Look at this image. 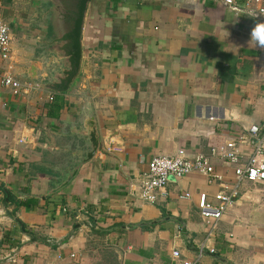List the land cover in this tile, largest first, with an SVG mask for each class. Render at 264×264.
<instances>
[{
    "label": "crops",
    "instance_id": "0c3cea01",
    "mask_svg": "<svg viewBox=\"0 0 264 264\" xmlns=\"http://www.w3.org/2000/svg\"><path fill=\"white\" fill-rule=\"evenodd\" d=\"M238 9L215 0H90L81 68L68 91L34 83L16 96L0 76V264H99L107 249L114 264H264V183H242L218 221L200 213L201 192L214 202L235 179V166L218 156L211 160L224 183L193 173L171 180L155 204L129 193L157 156H211L252 124L264 127V52L247 46L253 21L241 0ZM43 13L39 0H0L13 73L36 65L37 83L47 85L66 61ZM93 118L101 136L95 159L49 194L65 165L82 157L72 153L84 151ZM250 147L239 144L238 165Z\"/></svg>",
    "mask_w": 264,
    "mask_h": 264
},
{
    "label": "built area",
    "instance_id": "2783aa9c",
    "mask_svg": "<svg viewBox=\"0 0 264 264\" xmlns=\"http://www.w3.org/2000/svg\"><path fill=\"white\" fill-rule=\"evenodd\" d=\"M231 9H238V0H215ZM244 9L250 13L264 15V0H241ZM13 52L11 28L0 21V76L1 83L14 95L29 94L36 90L34 83L25 82L13 73ZM239 141H229L212 149L211 156L197 153L189 155L186 150L180 149L174 155L157 156L149 161L148 172L139 185L130 189V195L144 203L155 204L159 194L163 192L171 180H179L183 177L197 173L208 179L213 184L223 182L224 177L215 171L211 158L218 156L226 165H234L235 179L232 185L222 184L214 196V202L210 201L206 192H201L198 199V207L201 215L208 221L220 220L223 215L234 206L240 194L241 184L244 182L264 183V127L252 124ZM248 138V140H247ZM27 137L21 136L20 143L27 142ZM251 143V150L247 163L238 165L241 159L240 143ZM190 198V193L183 196ZM175 258H180L181 253L175 251ZM181 264H204L201 260H185Z\"/></svg>",
    "mask_w": 264,
    "mask_h": 264
},
{
    "label": "water",
    "instance_id": "95a60500",
    "mask_svg": "<svg viewBox=\"0 0 264 264\" xmlns=\"http://www.w3.org/2000/svg\"><path fill=\"white\" fill-rule=\"evenodd\" d=\"M90 0H70V6L68 10L65 12L66 16L63 20L65 25L64 30L62 33L58 34L55 39L53 40L52 45L56 46V53L64 58L63 60L66 61V67L56 73L53 77L52 81H49L47 85L37 83L39 79V75L37 73V66L34 65L31 68H17L14 75L15 77L30 83H36L37 85L44 86L50 90L55 92L63 93L69 90L72 83L77 78L82 62V35L84 29L85 18L88 10ZM55 22L52 24V28L55 31ZM27 75V76H26ZM44 80H47L44 79ZM90 103V110L93 112V104L92 101L89 100ZM84 132L82 133L83 137L81 138L83 145L85 146L84 151L79 153H72L74 155H80L83 152V155L77 161H73L72 165L73 168L67 173L66 177L59 180L56 183V187L52 189L49 193H56L64 188H66L73 179L77 177L79 174L80 169L86 163L95 159L97 152L101 146V136L100 132L96 123V120L93 118L86 123L84 127ZM45 141L46 143L50 144V146L57 148V141L55 140L54 136L49 133L48 131L45 132ZM8 201V199H7ZM168 220H177L175 217H168ZM163 219L160 221H153L152 224H156L158 222H162ZM147 223H143L146 225ZM83 225L89 228L92 232L100 233V229H96L91 227L89 223H83ZM81 225L78 224L77 227ZM131 228V227H127Z\"/></svg>",
    "mask_w": 264,
    "mask_h": 264
},
{
    "label": "flooded vegetation",
    "instance_id": "af4514ba",
    "mask_svg": "<svg viewBox=\"0 0 264 264\" xmlns=\"http://www.w3.org/2000/svg\"><path fill=\"white\" fill-rule=\"evenodd\" d=\"M41 3V8L43 10V18L44 19H48L49 21V26H51V30L57 34V33H62V31L64 30V23L63 20L65 19V12L68 10L69 6H70V0H39ZM53 18V19H51ZM52 20V22H51ZM55 22V31L54 28H52V24ZM58 35V34H57ZM79 158V156L77 157ZM77 161V160H76ZM72 161H70L69 163H67L65 165V169L59 173V180L63 179L69 169L71 170L73 168L72 165Z\"/></svg>",
    "mask_w": 264,
    "mask_h": 264
},
{
    "label": "clouds",
    "instance_id": "9594fccd",
    "mask_svg": "<svg viewBox=\"0 0 264 264\" xmlns=\"http://www.w3.org/2000/svg\"><path fill=\"white\" fill-rule=\"evenodd\" d=\"M247 16L252 19L253 23L246 44L247 46L254 45L258 50L264 52V21L259 20L252 13H248Z\"/></svg>",
    "mask_w": 264,
    "mask_h": 264
},
{
    "label": "trees",
    "instance_id": "16d2710c",
    "mask_svg": "<svg viewBox=\"0 0 264 264\" xmlns=\"http://www.w3.org/2000/svg\"><path fill=\"white\" fill-rule=\"evenodd\" d=\"M9 199H10V197H9ZM10 201H11V199H10ZM28 234H30L31 236L34 237V235H32L30 232ZM115 258L116 257H115L114 251L107 249L103 255V261H101L99 264H114Z\"/></svg>",
    "mask_w": 264,
    "mask_h": 264
}]
</instances>
